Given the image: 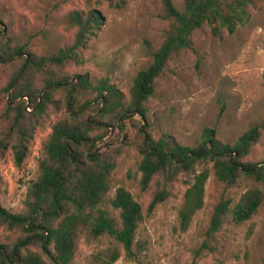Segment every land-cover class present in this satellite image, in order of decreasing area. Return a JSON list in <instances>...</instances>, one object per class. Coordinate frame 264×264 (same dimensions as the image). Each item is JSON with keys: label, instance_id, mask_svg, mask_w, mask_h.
I'll use <instances>...</instances> for the list:
<instances>
[{"label": "rangeland", "instance_id": "obj_1", "mask_svg": "<svg viewBox=\"0 0 264 264\" xmlns=\"http://www.w3.org/2000/svg\"><path fill=\"white\" fill-rule=\"evenodd\" d=\"M122 1L116 7L108 0H0V36L13 35L31 52L46 54L70 43L74 28L67 23L68 11L95 9L102 19L82 49V62H69L64 70L71 82L79 76L88 81L107 78L128 99L135 74L149 64L164 38L168 20L162 0ZM173 2L181 7L183 0ZM21 56L28 57L26 53ZM21 63L22 57L0 62V115L9 95L5 85ZM22 73L19 70L17 81ZM26 79L37 87L41 85L39 74ZM155 82L154 94L145 102L144 116H127L116 126L103 124L110 130L95 141L114 162L108 195L112 196L115 188L122 185L143 209L136 238L144 242L145 248L139 252L137 262H132L119 245L120 257L115 264H264V198L248 220L236 223L226 214L215 232L208 231L218 200L228 198L232 206L245 190L254 186L264 194L263 182L240 176L227 184L215 177L212 163H199L197 169L207 166L210 171L204 204L188 229L181 231L178 209L192 173L180 172L165 184L168 196L147 211L152 192L165 180L162 175H155L142 189L137 170L146 133L153 138L167 134L182 145L194 147L202 141L204 128L212 129L221 142L232 144L254 125L259 136L242 159L263 163L264 3H255L248 21L232 33L216 36L208 25L195 30L192 48L173 54ZM55 96L59 100L48 105L40 117L21 166L14 164L9 147L0 148V205L11 212L24 208L27 186L38 176L42 142L51 132L52 123L68 115L63 93L58 91ZM88 96V91L80 92L75 106L79 115L93 117L95 101L81 107ZM103 206L118 215L107 202ZM16 236L0 225V243L11 242ZM114 244L117 242L107 234L93 239L80 235L70 264H94L93 254Z\"/></svg>", "mask_w": 264, "mask_h": 264}, {"label": "trees", "instance_id": "obj_2", "mask_svg": "<svg viewBox=\"0 0 264 264\" xmlns=\"http://www.w3.org/2000/svg\"><path fill=\"white\" fill-rule=\"evenodd\" d=\"M108 1L116 7L123 2ZM257 2L264 0H183L181 7L173 0H162L168 28L149 64L135 74L128 99L107 78L88 81L79 76L71 82L64 70L69 62H82V49L102 19L95 9L68 11L67 23L74 28L70 43L46 54L31 52L17 37L1 34L0 38L5 39H0V62L22 57V63L5 85L9 95L0 115V148L9 147L14 164L21 166L40 117L48 105L59 100L55 96L58 91L64 95L68 115L52 123L51 132L42 142L39 173L27 186L23 210L14 213L0 205V225L17 234L11 242L0 243V264H70L80 235L93 239L103 234L113 237L117 244L95 252L94 264H115L120 257L119 245L128 260L137 262L139 252L145 248L144 242L136 238L143 209L122 185L115 188L112 196L108 195L114 162L95 145L110 130L102 125L116 126L127 116H144L145 102L154 94L156 78L173 54L192 48L194 31L208 25L213 35L232 33L248 21ZM23 53L28 57L21 56ZM19 70L23 73L17 81ZM36 74L41 76L39 87L26 79ZM82 91H88L89 96L81 107L95 101L96 116L79 115L75 105ZM258 136V127L250 126L228 144L216 139L212 129L204 128L202 141L189 147L167 134L153 138L146 133L137 165L140 187H148L158 174L165 180L152 192L147 211L168 196L165 184L180 172L189 171L192 181L178 209L179 230L186 231L204 204L210 171L207 166L197 169L201 162L212 163L215 177L227 184L240 176L264 183V161L259 165L242 159ZM263 198V191L257 186L245 190L232 206L230 199L221 198L214 205L209 233L220 227L226 214L236 223L248 220ZM104 202L118 215H112Z\"/></svg>", "mask_w": 264, "mask_h": 264}]
</instances>
